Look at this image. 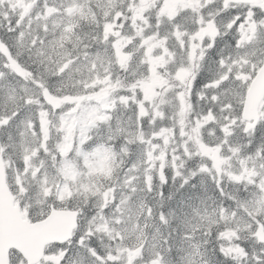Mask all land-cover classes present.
I'll use <instances>...</instances> for the list:
<instances>
[{"label": "snow or ice", "instance_id": "snow-or-ice-1", "mask_svg": "<svg viewBox=\"0 0 264 264\" xmlns=\"http://www.w3.org/2000/svg\"><path fill=\"white\" fill-rule=\"evenodd\" d=\"M0 264H264V0H0Z\"/></svg>", "mask_w": 264, "mask_h": 264}]
</instances>
